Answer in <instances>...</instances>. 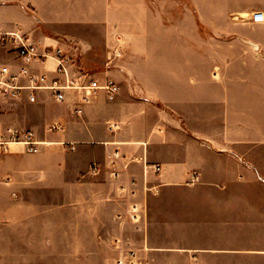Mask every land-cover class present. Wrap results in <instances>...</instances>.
<instances>
[{
    "label": "crops",
    "instance_id": "crops-1",
    "mask_svg": "<svg viewBox=\"0 0 264 264\" xmlns=\"http://www.w3.org/2000/svg\"><path fill=\"white\" fill-rule=\"evenodd\" d=\"M264 0H0V71L26 64L9 33L74 55L75 87L0 92V264H264ZM27 68L30 74L22 73ZM35 97V101L30 100ZM78 109L82 112L79 113ZM94 166L98 172L94 173ZM161 171L156 172L155 168Z\"/></svg>",
    "mask_w": 264,
    "mask_h": 264
},
{
    "label": "built area",
    "instance_id": "built-area-1",
    "mask_svg": "<svg viewBox=\"0 0 264 264\" xmlns=\"http://www.w3.org/2000/svg\"><path fill=\"white\" fill-rule=\"evenodd\" d=\"M252 22L264 23V13L255 12L252 16ZM14 38L15 42L18 44V54L19 57L26 63L31 64L36 61L47 62L53 61L57 64L56 72L63 76L64 81L55 80L52 85H38L37 76H31L30 86L20 85L18 82V77L9 67H3L0 71V92L4 97L17 98L21 96L22 92L27 89L36 88H49L54 90L58 100L64 99V91L69 88H82L85 91V96L83 98L84 103H89L94 94L98 90H105L108 93V98L113 100L119 87L114 81L108 80L105 85L101 86L96 81H91L89 84L82 87H75V84L71 78L75 75L74 72L77 68L74 66V55L72 49L65 47L60 41H55L56 43L50 45L48 48L40 47L38 44L33 42L29 37L23 35L21 32H13L7 34ZM23 74H30L27 68L22 71ZM31 101H35L34 96H30ZM81 113L82 110L78 109ZM34 133L27 132L22 133L16 130H9L8 134H0V150L6 151L10 144L19 143L27 146L29 152L38 153L39 147L37 142L33 140ZM156 172H160L161 168L156 167ZM93 172H98V167L94 166ZM135 252L129 251L124 252L118 260V264H134L135 263Z\"/></svg>",
    "mask_w": 264,
    "mask_h": 264
},
{
    "label": "rangeland",
    "instance_id": "rangeland-1",
    "mask_svg": "<svg viewBox=\"0 0 264 264\" xmlns=\"http://www.w3.org/2000/svg\"><path fill=\"white\" fill-rule=\"evenodd\" d=\"M183 253L181 254H176L174 255V261H175V264H187V255H182ZM195 264H198V263H195Z\"/></svg>",
    "mask_w": 264,
    "mask_h": 264
}]
</instances>
